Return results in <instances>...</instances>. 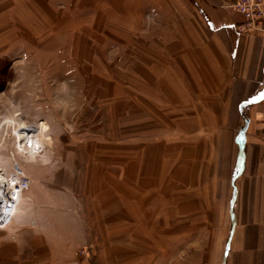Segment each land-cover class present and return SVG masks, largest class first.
<instances>
[{"label":"rangeland","instance_id":"1","mask_svg":"<svg viewBox=\"0 0 264 264\" xmlns=\"http://www.w3.org/2000/svg\"><path fill=\"white\" fill-rule=\"evenodd\" d=\"M71 1L0 0V173L30 180L0 264H215L197 226L196 134L175 140L167 101L133 92L152 78L135 70L130 0ZM146 120L153 137L137 139Z\"/></svg>","mask_w":264,"mask_h":264},{"label":"crops","instance_id":"2","mask_svg":"<svg viewBox=\"0 0 264 264\" xmlns=\"http://www.w3.org/2000/svg\"><path fill=\"white\" fill-rule=\"evenodd\" d=\"M225 3L130 0L135 70L140 60L152 78L133 79V92L167 101L163 132L171 126L175 140L190 142L196 134L197 226L208 233L215 264H264V36L240 33L242 18ZM74 29L66 19L64 32ZM116 90L115 98L125 96ZM150 121L136 125L137 139L139 131L153 137ZM172 137L164 138L170 147ZM158 156L151 150L140 161L145 175ZM114 178L121 190V174Z\"/></svg>","mask_w":264,"mask_h":264},{"label":"built area","instance_id":"3","mask_svg":"<svg viewBox=\"0 0 264 264\" xmlns=\"http://www.w3.org/2000/svg\"><path fill=\"white\" fill-rule=\"evenodd\" d=\"M225 7L232 9L242 18L238 30L243 34L264 36V0H226ZM2 179H5L3 186ZM0 229L8 228L14 222L30 180L21 170L7 177L0 173Z\"/></svg>","mask_w":264,"mask_h":264},{"label":"snow or ice","instance_id":"4","mask_svg":"<svg viewBox=\"0 0 264 264\" xmlns=\"http://www.w3.org/2000/svg\"><path fill=\"white\" fill-rule=\"evenodd\" d=\"M0 187H2V186H0ZM3 195V192L2 191H0V196H2Z\"/></svg>","mask_w":264,"mask_h":264},{"label":"bare ground","instance_id":"5","mask_svg":"<svg viewBox=\"0 0 264 264\" xmlns=\"http://www.w3.org/2000/svg\"><path fill=\"white\" fill-rule=\"evenodd\" d=\"M3 183L5 182V179H2ZM5 185V183L3 184V186Z\"/></svg>","mask_w":264,"mask_h":264}]
</instances>
